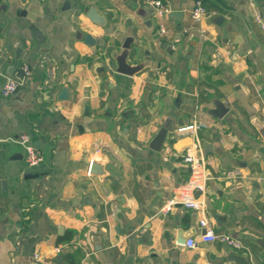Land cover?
<instances>
[{
  "label": "crops",
  "instance_id": "obj_1",
  "mask_svg": "<svg viewBox=\"0 0 264 264\" xmlns=\"http://www.w3.org/2000/svg\"><path fill=\"white\" fill-rule=\"evenodd\" d=\"M195 1L165 0L171 11L159 15L137 0H0V264L229 263L233 247L202 241L200 211H162L190 176L185 154L200 147L209 178L195 195L211 227L264 264V137L255 124L264 125V0H203L199 22ZM92 7L105 24L89 18ZM129 33V61L152 62L134 76L116 72L113 57ZM9 80L19 89L4 95ZM64 86L73 91L61 100ZM213 97L229 107L223 118L207 111ZM22 135L41 152L38 165L28 164ZM93 159L103 176L90 173ZM180 230L196 246L179 243Z\"/></svg>",
  "mask_w": 264,
  "mask_h": 264
},
{
  "label": "built area",
  "instance_id": "obj_2",
  "mask_svg": "<svg viewBox=\"0 0 264 264\" xmlns=\"http://www.w3.org/2000/svg\"><path fill=\"white\" fill-rule=\"evenodd\" d=\"M143 1L147 4L153 5L157 9V13L159 15L169 13L171 8L168 4L165 3V0H137ZM207 10L203 3V0H196L193 8L191 9V18L194 22H199L203 19L206 15ZM253 14L255 18L262 22V16L257 9L253 10ZM264 25V24H263ZM27 73L28 70H26ZM19 85V81L17 80H9L4 88L3 94L9 95L13 93L17 86ZM199 125L196 123L184 125L179 128L180 131H195ZM20 142L25 146L26 149V160L29 165H38L42 160L43 156L41 152L30 142V139L27 135H22L20 137ZM199 153H192L188 151L184 156V161L190 167V176L188 180L177 187L174 191L172 197L168 200V202L164 205L162 211L168 212L170 211L173 206L176 204H182L187 208L195 209L200 211L203 216L200 219V226L205 228V233L202 235V241L204 242H213L215 240H220L226 243L227 245L233 248H240L243 246V243L240 239L233 235L224 234V233H216L213 228L211 227L207 216L205 215V205L203 199H200L195 195L197 191H204L207 182H208V172L205 164V159L201 153V147L198 148ZM189 247H194L197 244L195 238H189L186 243ZM56 252H61L62 247L57 246L55 248ZM37 260H42V256L39 252H35L34 254ZM227 264H234V263H227Z\"/></svg>",
  "mask_w": 264,
  "mask_h": 264
},
{
  "label": "water",
  "instance_id": "obj_3",
  "mask_svg": "<svg viewBox=\"0 0 264 264\" xmlns=\"http://www.w3.org/2000/svg\"><path fill=\"white\" fill-rule=\"evenodd\" d=\"M87 14L91 20H93L97 23H100V24L106 23L105 16L101 15L97 11V9L94 7L90 8L89 11L87 12ZM171 14L173 16L179 18V17H181L182 12L181 11H173ZM33 35L37 39H40L42 37L41 29L35 28L33 30ZM78 35H79V33H78ZM79 37L80 38L84 37V40L89 44L95 43V39L89 33H87L85 36L80 34ZM132 42H133V36L131 33H129L122 42V48H121L120 52L115 53L113 55L115 62H116L115 71L120 73V74H124V75H128V76H134L137 73L144 70L146 67L152 65L151 58L149 55L142 61H138L135 63H131L129 61ZM181 64L185 68L186 61L182 60ZM18 75H19V77L23 78L25 75V71L24 70L19 71ZM18 89H19V87H18ZM72 91H73V88L71 86H64L61 89V91L59 92L58 98L61 100L68 99L70 97ZM212 102H213V107H211L207 110L208 113L213 118H223L226 115V113L229 111V107L226 105V103L223 100H221L218 97H213ZM0 104H1V99H0ZM255 124H256L259 132L261 133V135L264 137V125L259 121H256ZM167 127H168V124H165L160 128V130L158 131V133L156 134V136L153 138V140L150 143L151 148H153L155 150H160L162 148V145L164 143V140H165V137L167 134ZM103 163L104 162L102 160L93 159L91 161V165H90V173L103 176L105 173L104 168H103ZM259 219L264 223V216H262V215L259 216ZM205 231L206 230H204V233H205ZM191 233H192L191 231L183 233L180 230L177 241L179 243L186 242ZM92 238H93V242L95 244V248L97 250L101 249L103 247L101 236L93 235ZM260 243L264 246V240H260ZM55 259L58 261H61L62 255L59 254ZM224 259L227 262L234 263V264H252L251 261L249 260V256L247 254L239 253L233 248L229 250L227 256L224 257Z\"/></svg>",
  "mask_w": 264,
  "mask_h": 264
},
{
  "label": "trees",
  "instance_id": "obj_4",
  "mask_svg": "<svg viewBox=\"0 0 264 264\" xmlns=\"http://www.w3.org/2000/svg\"><path fill=\"white\" fill-rule=\"evenodd\" d=\"M64 240H67V241L70 240V236H67V239H64Z\"/></svg>",
  "mask_w": 264,
  "mask_h": 264
}]
</instances>
